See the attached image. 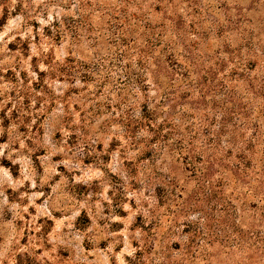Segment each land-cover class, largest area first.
Returning <instances> with one entry per match:
<instances>
[{
	"label": "rangeland",
	"instance_id": "374dc122",
	"mask_svg": "<svg viewBox=\"0 0 264 264\" xmlns=\"http://www.w3.org/2000/svg\"><path fill=\"white\" fill-rule=\"evenodd\" d=\"M259 39L264 0H0V264H264L257 183L193 167Z\"/></svg>",
	"mask_w": 264,
	"mask_h": 264
},
{
	"label": "trees",
	"instance_id": "16d2710c",
	"mask_svg": "<svg viewBox=\"0 0 264 264\" xmlns=\"http://www.w3.org/2000/svg\"><path fill=\"white\" fill-rule=\"evenodd\" d=\"M156 40L159 39L153 38L150 40L151 45L155 44L154 41ZM256 44L258 46L256 51H259L262 55L261 57L264 58L263 40L259 39V43ZM245 45L249 47L248 42ZM181 57L182 60L189 62V66L197 68L198 61L194 55H184ZM169 60L172 64H180L178 67L179 70L184 69L182 64L178 63L179 58L174 53H169ZM222 61L218 62L220 67L223 65ZM161 62V59L157 60L155 66L159 67ZM260 71L263 74L259 78V85L255 87L253 83H250L251 85L249 86L250 90L248 95L254 98L253 100H256L259 95L264 96V64H261ZM137 76H139L137 79L141 81V74H137ZM233 95L232 90H229L227 94L228 98L232 99ZM165 98L169 97L166 95ZM245 105L249 106L250 102ZM144 108L146 111L145 105ZM243 108V105L239 104L236 106L235 104L234 110H232L235 113L233 118L230 114L231 117L228 116L227 118L221 119L217 123L216 129L213 130L210 127L211 123L208 122L205 124L203 130L201 128L200 132H195L194 137L195 139H201L200 147L203 150H201L202 154L198 157L199 161L202 162V164L198 165L200 168L197 165H193V167H196V170L200 169L202 175L209 177L217 169H220L223 173L225 171L231 173L234 175V178H231L234 184L251 183L255 186L257 183L260 200H264V113H261L262 115L259 114L260 116L254 119L249 112L247 115H242L244 113ZM146 116L148 117L149 115L144 114V117ZM199 124L203 125V121L200 120ZM241 128L250 129V134H243ZM190 152V150H187L185 155L192 158L189 155ZM191 162L194 161L191 160ZM229 162L232 166L227 164Z\"/></svg>",
	"mask_w": 264,
	"mask_h": 264
}]
</instances>
